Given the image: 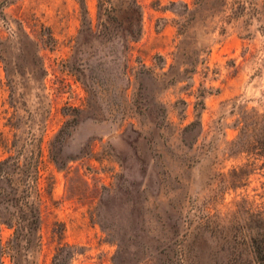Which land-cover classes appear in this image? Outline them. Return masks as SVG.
<instances>
[{"label": "rangeland", "instance_id": "rangeland-1", "mask_svg": "<svg viewBox=\"0 0 264 264\" xmlns=\"http://www.w3.org/2000/svg\"><path fill=\"white\" fill-rule=\"evenodd\" d=\"M251 108L264 0H0V264L248 262Z\"/></svg>", "mask_w": 264, "mask_h": 264}, {"label": "trees", "instance_id": "trees-1", "mask_svg": "<svg viewBox=\"0 0 264 264\" xmlns=\"http://www.w3.org/2000/svg\"><path fill=\"white\" fill-rule=\"evenodd\" d=\"M134 4L137 6L135 2ZM109 9L112 12V7ZM200 105L201 110L204 109L203 102L200 101ZM235 107L236 105L232 106V108ZM244 108L245 106L241 111ZM246 114L248 118L245 122H242V119L240 121L239 117L238 121L239 124L242 123V126L238 128L239 136L235 140V144L241 147V153H245L256 161L259 158H264V112H260L257 108H251ZM196 117H201V115L196 114ZM198 124L201 126V121H198ZM242 170V168H239L241 173ZM242 179L240 174L233 185L238 184L241 186ZM236 214L240 218V212L237 211ZM242 214L243 217L241 216V219L245 222V225L242 226L237 221L235 232L231 239L234 245L238 244L248 248L250 260L248 262L241 260L237 264H264V211H259L257 208L250 206ZM208 233L212 235L214 233L213 228L208 230Z\"/></svg>", "mask_w": 264, "mask_h": 264}]
</instances>
